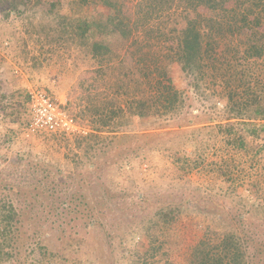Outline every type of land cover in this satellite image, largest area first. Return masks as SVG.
Segmentation results:
<instances>
[{"label":"trees","instance_id":"16d2710c","mask_svg":"<svg viewBox=\"0 0 264 264\" xmlns=\"http://www.w3.org/2000/svg\"><path fill=\"white\" fill-rule=\"evenodd\" d=\"M0 15L5 23L25 17L35 47L43 45L50 54L74 52L109 76L103 90L90 84L94 92L82 94L77 116L64 106L94 132L55 134L65 148L89 158L86 168L73 155L74 171L85 167L87 173L71 177L67 167L58 166L53 177L50 161L19 151L16 157L26 163L17 166L45 174L39 179L44 187L22 197L0 180V264H26L25 246L30 264H264V0H68L67 13L61 0H0ZM14 40L12 31L4 37L7 46ZM175 65L187 80L186 90L174 83ZM24 93L0 94L3 144L11 139L1 130L7 119L13 125L23 120L25 102L12 100ZM195 104L201 109L197 115L190 112ZM135 120L144 133L122 136L135 129ZM199 124L208 125L189 135L181 130ZM162 127L180 130L149 131ZM204 130L207 137L200 139ZM169 134L173 139H166ZM116 141L122 143L113 148ZM151 152L175 159L185 176L206 172L212 178L209 192L194 200L157 199L150 210L155 198L148 191L129 199L127 210L134 206V212L127 214L117 204L132 192L121 181L133 180L136 162L144 164ZM212 152L224 157L211 160ZM98 155L102 160L95 164ZM57 176L68 179L58 186ZM70 177L76 185H66ZM190 214L202 237L175 261L170 247L180 246L179 227ZM79 224L109 227L110 234L84 252L63 255L57 248L79 235ZM53 229L63 237H53ZM140 236L147 239L141 247L135 243Z\"/></svg>","mask_w":264,"mask_h":264},{"label":"rangeland","instance_id":"374dc122","mask_svg":"<svg viewBox=\"0 0 264 264\" xmlns=\"http://www.w3.org/2000/svg\"><path fill=\"white\" fill-rule=\"evenodd\" d=\"M56 1L58 0H49V2L53 3ZM61 1L63 3V12L67 13L68 0ZM129 6V11H132L133 7L131 5ZM33 10L34 9L31 8L29 10V14H31ZM26 23H28V20H26L25 17H10L5 23L0 15V43L4 41V37L7 38V36H9L11 31L15 36V40L12 45L7 46L4 41L0 47V85L2 87H0V94L5 92L6 94H10L16 89L25 90L26 95L25 93L24 95H16L17 97L15 100H12L19 101L20 103L25 102V105L21 108V113L23 114V120L21 122H23V124H29L31 121V112L28 101L29 91L31 88H40L48 93H52L53 90L66 92V105L69 107V111L77 116L83 110V106L80 104V97L82 94L94 92V89L91 88L90 84H94L96 87L103 90L104 87L102 86V82L109 80V76H106L105 73L102 74L95 71V65H91V62L83 61L77 56L78 54L74 52L69 53L66 50H61L57 54H50L43 45L35 47L25 31ZM5 32L6 35H4ZM24 47H26V51L23 50ZM14 49H16V51L11 54ZM113 62H115V60ZM108 73H110L109 70ZM171 76L178 89H187V80L178 66L175 65L173 67ZM191 111L193 112V115L201 113V109L198 107V104H195L194 107L190 109V112ZM9 121L10 118L6 121L7 125H3V128L1 129L6 131L11 139L7 144H3L2 141L0 142V150L1 152H4L2 153V158H0V180L7 182V184H10L11 186L13 185L15 191H21L23 195L22 197H26V192H32L35 194L40 191L38 187H44V183H40L41 180L39 179H41L45 174H34L32 172L33 170H25L23 165L17 166L18 163H26V161L20 160L16 157V154L19 151L21 154H29L31 156V160L45 159L50 161L51 163L48 164L51 165L53 169V177L55 176L54 174H56L55 168L58 166H62V168L67 167L66 172H69L71 177L73 176L77 178V176H82L87 173L85 167L87 168V165L91 161L83 151L68 150L65 148V141H61V139L56 137L53 133L37 132L35 135L29 137L25 132L27 128L26 126L28 125L23 126L21 122L13 125ZM214 124H216V122H214ZM207 125L208 124H199L181 128V130L188 131L187 134L189 135L192 133L189 132V130L202 128ZM92 126L93 125L91 123L86 122L85 127L87 130H90V133L94 132ZM138 126H140V122L138 123L137 120H135L133 127L135 129L123 132L122 136H141L144 132L142 129H139ZM162 128H150L149 131L171 132L176 129L178 132V130H180L176 127ZM205 136L207 137L206 130L201 131L199 138L201 139V137ZM166 139H173V135H167ZM121 143L116 141L114 145L111 146L113 148L114 146L118 147ZM72 148L75 149L74 146H72ZM218 148H216V152ZM109 150L110 149L108 148L107 151ZM188 151L190 152L191 149H188ZM75 152L78 154L77 162H84L86 164L85 167H81L82 169L76 171H74L73 168V165L75 164L74 159H76L73 157ZM213 154L214 152L210 153L211 160H218L221 156L222 158L224 157L222 153ZM99 155L92 159L95 164H97L96 162L101 163L100 161L102 159H100ZM65 156L68 160H66ZM145 158H147L145 159L146 162L142 165L139 162H136L137 166L135 170L132 171L133 180L125 178L121 181L122 185L126 186V188L130 189L132 192V196H130V198H123L120 200L122 205L117 204L119 207L122 206L126 210L127 214L134 212V206H131L130 210H127L131 201L129 199H136L138 198V195L144 194L148 191H151V197L155 198L154 202L149 206L150 210L157 205V199L161 201L160 203H163L170 200V197L173 195V199H179L182 196H186L194 200L195 198L199 199L197 195L200 193L207 194L209 192V185L212 183V178L211 176H208L206 172H193L185 176L178 169L176 160L166 156L164 153L151 152ZM67 161L70 163L68 166L66 164ZM99 173L100 171H98L97 174ZM102 176L105 181L107 179V172H103ZM34 177H36V179H34ZM71 177L69 181L70 183L66 182V185H76V183H73V178ZM66 179H68V177L63 178L57 176L55 181L56 184L60 186L62 184L61 181H67ZM42 181L45 183H51L52 180ZM6 193L11 194V192L1 194ZM211 194L216 197L217 200H223V197L216 193V191H211ZM91 197L96 199L98 196L95 194L91 195ZM145 208H147V206ZM194 217L195 216L193 214H190L185 221V224L179 227L181 230L180 236L182 237L180 246L175 244L170 247V254L175 261H180V259H182L188 251V248L202 237L196 232L194 226L196 218ZM257 219L258 218L256 217L255 220ZM235 220L236 219L234 218V221ZM79 226H81V228H79V235L76 236L75 239H69V241L67 240L63 245L57 248H60L63 255L69 256V254H72L75 249H83L84 252V250L91 248L95 244V241L107 240V237L110 234L109 227L106 229L97 228L96 230H93L90 227L82 228L81 224H79ZM60 231L61 230L55 231V229H53L52 236L55 238L60 236V238H62L63 234ZM135 243L137 246L141 247L143 244H147V239L140 236L136 239ZM27 247L28 246L22 247L23 251L21 260H25L24 262H26V264H30V261H27L25 258V255L27 254ZM12 264H16L15 261H13Z\"/></svg>","mask_w":264,"mask_h":264},{"label":"built area","instance_id":"2783aa9c","mask_svg":"<svg viewBox=\"0 0 264 264\" xmlns=\"http://www.w3.org/2000/svg\"><path fill=\"white\" fill-rule=\"evenodd\" d=\"M29 106L31 121L25 132L27 136H33L37 132H49L53 134L87 135L90 130L57 102L51 95L40 88H31L29 91Z\"/></svg>","mask_w":264,"mask_h":264},{"label":"crops","instance_id":"0c3cea01","mask_svg":"<svg viewBox=\"0 0 264 264\" xmlns=\"http://www.w3.org/2000/svg\"><path fill=\"white\" fill-rule=\"evenodd\" d=\"M48 93V92H47ZM51 95L58 103H60L63 107L66 106L67 96L66 92L61 90H53L52 93H48Z\"/></svg>","mask_w":264,"mask_h":264}]
</instances>
